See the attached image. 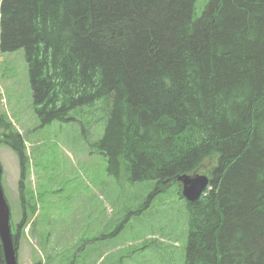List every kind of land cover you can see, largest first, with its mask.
I'll list each match as a JSON object with an SVG mask.
<instances>
[{"label":"trees","instance_id":"1","mask_svg":"<svg viewBox=\"0 0 264 264\" xmlns=\"http://www.w3.org/2000/svg\"><path fill=\"white\" fill-rule=\"evenodd\" d=\"M195 2L0 0V51L23 49L42 123L108 112L96 145L113 177L178 194L179 175L209 177L186 202L183 264H264V0ZM0 127L22 188L23 138Z\"/></svg>","mask_w":264,"mask_h":264},{"label":"rangeland","instance_id":"2","mask_svg":"<svg viewBox=\"0 0 264 264\" xmlns=\"http://www.w3.org/2000/svg\"><path fill=\"white\" fill-rule=\"evenodd\" d=\"M207 1L196 0V16ZM107 113L101 105L82 107L70 113L73 119L42 123L23 49L0 51V118L21 133L27 155L20 188L18 158L0 141L11 227L23 215L31 221L19 234L18 264H183L185 199L176 185L159 191L125 170L118 178L108 173L96 145Z\"/></svg>","mask_w":264,"mask_h":264},{"label":"water","instance_id":"3","mask_svg":"<svg viewBox=\"0 0 264 264\" xmlns=\"http://www.w3.org/2000/svg\"><path fill=\"white\" fill-rule=\"evenodd\" d=\"M0 166V175H1ZM182 185V195L193 202L200 198L208 186L209 178L206 175H188L182 174L177 178ZM0 245L3 254V264H17L16 247L13 242V236L10 227V210L4 197L0 182Z\"/></svg>","mask_w":264,"mask_h":264}]
</instances>
